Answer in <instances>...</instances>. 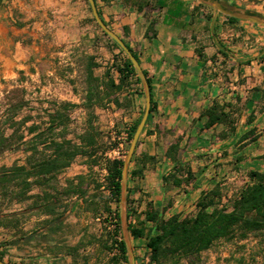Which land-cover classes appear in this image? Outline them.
Segmentation results:
<instances>
[{"label": "rangeland", "instance_id": "rangeland-1", "mask_svg": "<svg viewBox=\"0 0 264 264\" xmlns=\"http://www.w3.org/2000/svg\"><path fill=\"white\" fill-rule=\"evenodd\" d=\"M84 2L87 18L77 14L75 6L67 9L74 15V28L69 26L72 22L61 18L64 9L57 11L53 0H0V128L10 135L14 129L12 121H21L16 136L23 135L26 141L14 142L0 152V174L2 167L27 165L31 155L27 141L37 133L58 140L65 135L79 143V136L89 130V120L95 127L98 156L96 163L87 156H77L68 168L57 173L52 185L45 186L51 193L48 200L43 185H32L22 200L18 198L17 188L4 190L0 186V255L8 264H127L121 260L118 249L121 236L115 229L119 204L110 193L106 158L124 159L130 144L127 129L139 117L140 110L134 116L132 109L123 110L114 103L103 102L91 110L84 106L90 57L98 64L94 75L100 80L106 79L107 69L114 78L118 77L112 63L115 57H121L92 20L88 0ZM66 101L77 105L69 110V121L50 130L52 115L62 111V103ZM139 105L145 107L144 95ZM31 127L36 129L31 132ZM45 147L39 145V157L50 155L51 150ZM247 174L234 173L221 180L219 205H229L238 196L248 181ZM130 181L129 175L128 187ZM79 187L84 193L79 192ZM150 197L146 191L131 192L130 196L134 211L130 219L134 224L145 221L147 234L154 225L146 220L151 204L160 210L167 205L164 217L174 213L193 215L201 196L189 199V205L171 200L168 204L167 199L160 206ZM47 201L52 203L53 212L44 210ZM47 220L54 223L51 226L60 227L54 239L62 246H44L47 236L40 231ZM132 243L138 263L149 264L147 238ZM47 253L51 256L46 257ZM162 261L165 264H264V235L222 239L198 257L165 256Z\"/></svg>", "mask_w": 264, "mask_h": 264}, {"label": "crops", "instance_id": "crops-1", "mask_svg": "<svg viewBox=\"0 0 264 264\" xmlns=\"http://www.w3.org/2000/svg\"><path fill=\"white\" fill-rule=\"evenodd\" d=\"M217 1L264 16V0ZM199 3L96 0L104 22L137 53L151 82L155 107L132 162V168L143 169V173L131 177L129 188L130 196L131 192L146 191L157 204L169 199L189 205L192 197L199 198L216 185L221 187L225 177L264 171V26L238 18L230 22L227 13ZM53 4L57 11L64 9L61 18L72 22L69 26L74 28L69 6H75L81 17L89 16L84 0H53ZM152 21L154 36L149 30ZM128 91H137L132 105L118 108L132 109L135 116L141 108L139 85L133 83L124 90L121 100ZM215 102L229 104L226 112L235 120V131L224 123L207 126L203 112ZM252 128H256L255 135L242 139ZM253 137L257 138L251 141ZM175 141H179L178 161L195 173L194 180L181 187L162 180L177 163L166 156ZM51 222L47 220L40 231L47 236L43 244L60 247L62 243L54 239L60 227L51 226ZM50 256L47 253L46 257Z\"/></svg>", "mask_w": 264, "mask_h": 264}, {"label": "trees", "instance_id": "trees-1", "mask_svg": "<svg viewBox=\"0 0 264 264\" xmlns=\"http://www.w3.org/2000/svg\"><path fill=\"white\" fill-rule=\"evenodd\" d=\"M199 5L204 6L202 3H199ZM138 8L139 10L141 9L140 4H138ZM98 11L100 13L99 9ZM92 20L96 21L94 17H92ZM228 20L230 22L237 21L236 18L230 16H228ZM149 30L152 31L153 36L156 34L154 30V21L151 22ZM103 33L111 40L113 49L119 50L121 57H115L112 63V68L119 73V78L118 81H116L110 69H107L105 73L106 79L100 80L96 77L94 75V68L97 67L98 64L95 62V58L91 56L87 68V90L84 98V106L88 110H91L96 105L107 102L114 103L118 107H130L133 102L134 93L137 91L134 93L128 91L123 100H121L120 94L133 83H137L139 85L138 93L143 96L144 92L141 81L125 51L109 35L104 31ZM127 46L138 59L137 53L134 52L128 44ZM148 82L151 88L149 78ZM76 106L75 103L70 101L62 103L63 110L52 115V121L49 127L50 130H54L57 125L66 124L70 119L68 116L69 110ZM228 106V103L221 104L215 102L211 107L207 108L203 112V116L208 118L207 126L210 127L215 123H224L228 126L230 131H235L237 128L235 120L229 112H226V107ZM154 107L155 105L152 101L150 113L154 111ZM143 113L144 106L140 108L139 117L134 120L127 129V143H130ZM251 118L252 115H250L249 122L252 121ZM12 122L11 125L14 129L10 135H5V132L0 128V152L12 146L14 142H26L24 141L23 135L16 136L19 130L17 126L21 125L23 122ZM145 128L146 125L143 132ZM35 129L36 127L29 128L31 132ZM255 133L256 128H252L242 139L255 135ZM256 138L257 137H253L251 141H254ZM27 142L29 144L27 149L31 151L27 165L13 164L10 167H2L0 174V186L2 185L4 190L8 188L15 190L17 188L19 200L26 198L32 185H43L44 194L48 200L51 193L48 189H45V186H51V182L56 179V174L68 168L77 156H87L88 158H92L93 163L97 162V137L92 120H89V130L79 136V143L73 142L65 135L61 140L46 138L42 132L37 133ZM40 144H44L46 149L51 150L50 155H45L43 157L38 156L40 153ZM139 144L140 139L133 154L132 162L136 158ZM178 153L179 141H175L168 148L166 156L173 160V162L177 161V163L174 164L170 172L163 174L162 180L165 184L170 183L174 186L181 187L183 184H190L195 178V173L190 167L184 166L178 161ZM148 158L153 159V157ZM236 160L239 162L241 158L237 157ZM106 170L111 196L115 202L119 204L123 159L106 158ZM142 173L143 169H133L130 167V177L142 175ZM247 175L248 181L242 187L238 196H236L229 205H219L222 194L221 187L218 185L202 193L201 197L196 202L197 211L193 215L183 216L180 213H174L169 217H164V211H166L168 206H163L160 210L159 207L151 204L150 209L146 213V220L154 224L150 228V234L146 233L147 227L145 226V221L134 224L130 219L134 211H132L130 206V188L128 187V218L131 238L132 240L144 237L147 238V246L150 248L149 264H165L162 261V258L165 256L171 258L176 257L178 259L181 257H198L203 251L210 249L217 241L222 239L232 240L236 237L245 239L251 235H264V171L250 170ZM32 177L34 179L30 181L29 179ZM80 188L81 187H79V192L84 193ZM184 189L188 190L185 187ZM51 204L50 201L44 203V210L53 212V206ZM160 205L162 204L160 203L159 206ZM106 209L109 212L111 211L109 206H107ZM116 218L117 227L115 232L121 236V239L117 241L121 260L129 264L121 234L119 210H117ZM153 231H156V233L152 234ZM135 256L137 264H139L136 253ZM0 259H4L3 255H0Z\"/></svg>", "mask_w": 264, "mask_h": 264}, {"label": "water", "instance_id": "water-1", "mask_svg": "<svg viewBox=\"0 0 264 264\" xmlns=\"http://www.w3.org/2000/svg\"><path fill=\"white\" fill-rule=\"evenodd\" d=\"M203 4L208 6L214 7L219 9L230 16H233L238 19H242L245 21L253 22L264 26V16L260 13L252 12V11H245L243 9L235 8V7H226L224 4L217 0H198ZM93 16L100 26V28L109 35L114 41H116L119 46L125 51V53L130 58L138 77L141 81L142 89L144 92L145 97V107L144 113L141 117V120L133 134V137L130 141L127 153L123 159V170H122V179L120 183V202H119V219H120V227L122 233V239L126 249V255L128 258L129 264H137L136 256L134 252V247L132 243V238L130 234L129 228V218H128V180H129V172H130V165L132 162V157L135 152L137 143L140 139V136L144 130V127L147 123V119L150 114V109L152 105V95H151V88L148 82V78L141 67L139 60L135 57L133 52L127 46L125 41L113 30L111 29L102 19L100 13L98 11L96 1L95 0H88ZM0 264H8L4 260L0 259Z\"/></svg>", "mask_w": 264, "mask_h": 264}]
</instances>
